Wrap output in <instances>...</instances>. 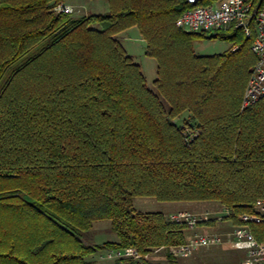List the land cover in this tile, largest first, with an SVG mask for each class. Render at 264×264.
Returning a JSON list of instances; mask_svg holds the SVG:
<instances>
[{"label":"trees","instance_id":"16d2710c","mask_svg":"<svg viewBox=\"0 0 264 264\" xmlns=\"http://www.w3.org/2000/svg\"><path fill=\"white\" fill-rule=\"evenodd\" d=\"M106 1L74 16L53 9L63 0H0V264L181 243L184 225L136 211L137 196L215 200L233 217L264 198V96L240 105L252 35L228 29L236 48L197 54L204 32L174 24L184 0ZM131 26L156 61L152 87L117 37ZM98 220L115 240L92 241ZM252 230L264 240V222Z\"/></svg>","mask_w":264,"mask_h":264},{"label":"built area","instance_id":"2783aa9c","mask_svg":"<svg viewBox=\"0 0 264 264\" xmlns=\"http://www.w3.org/2000/svg\"><path fill=\"white\" fill-rule=\"evenodd\" d=\"M187 4L174 20V24L185 31L215 34L230 29L240 30L245 36L252 33L251 50L256 55L252 72L246 82L241 108L255 103L264 96V1L257 5L253 0H184ZM55 11L72 12V6L58 2ZM236 46H232V49ZM185 140L195 131L183 128ZM171 222L184 225L188 235L178 244L159 246L152 252L167 251L174 257H182L203 246L229 244L244 254L241 264H264V240H258L252 225L264 222V198L255 200L252 212H242L234 217L229 210L205 211L192 213L176 211L166 215ZM222 223L229 227L223 231L208 229L209 223ZM135 247L106 249L98 257L111 259L116 264H135L147 257Z\"/></svg>","mask_w":264,"mask_h":264},{"label":"rangeland","instance_id":"374dc122","mask_svg":"<svg viewBox=\"0 0 264 264\" xmlns=\"http://www.w3.org/2000/svg\"><path fill=\"white\" fill-rule=\"evenodd\" d=\"M65 4L72 6L71 14L74 16L91 13L92 9L88 10V5L83 6L81 0H63ZM221 32L224 34L228 32V29L218 31L215 34L204 33L206 36L204 38L194 40L193 48L198 54H211L221 52L224 49L230 47L229 41L221 39ZM133 32L131 31L130 34ZM220 33V34H218ZM216 37L209 38V35H216ZM252 35V33L250 34ZM123 43L130 52L132 59L140 64L141 70L145 76L146 83L149 87H152V80L155 78V68L156 62L152 57L146 56L142 50V42L135 39L123 40ZM185 114H182L176 122L182 124V120ZM132 206L136 211H162L166 209V215L171 212L176 211H189L192 213H202L205 211L215 212L220 210L223 206L215 200H202V201H173V202H160L152 197H134L132 199ZM95 230L93 235L95 240L100 243L113 240L116 235L110 231L108 228L110 226L109 220H98L95 223ZM93 225V227H94ZM108 227V228H107ZM225 224L222 223H209L208 229L223 231L228 229ZM188 232L183 230V240L188 235ZM104 250L97 251L94 255V259L98 264H114L111 259H102L98 257V254L103 253ZM166 253L165 250H160L158 252H152L147 254L146 264H165L166 263ZM172 256V255H171ZM176 264H241L244 258L242 251L232 248L229 244L223 245H213V246H203L198 249L193 250L186 256L174 257L172 256ZM116 263V262H115ZM142 264V262L136 261L135 264Z\"/></svg>","mask_w":264,"mask_h":264},{"label":"crops","instance_id":"0c3cea01","mask_svg":"<svg viewBox=\"0 0 264 264\" xmlns=\"http://www.w3.org/2000/svg\"><path fill=\"white\" fill-rule=\"evenodd\" d=\"M81 4L83 6L85 5H88V10L89 9H92L91 13H104L107 11L108 9V4H107V1L106 0H81ZM133 32L132 34H130V32ZM117 37L119 38L120 40V43L121 45L123 46V48L125 49V51L131 56V55H134L130 52V50L127 48V46L124 45L123 43V40H130L131 38L132 39H135V40H139L140 42H142V50H143V53H144V48H145V41L142 39L141 35L139 34L138 32V29L135 27V26H131L121 32H119L117 34ZM194 44V42H193ZM194 52L196 53L195 49L193 48ZM198 54V53H197ZM154 59V58H153ZM155 60V59H154ZM156 62V61H155ZM140 66V64H139ZM141 69V67H140ZM142 71V70H141ZM143 73V72H142ZM155 73H156V68H155ZM144 75V74H143ZM185 116H186V113H184ZM166 209H163L162 212H166L165 211ZM95 223V222H94ZM94 225V224H93ZM92 225V229L95 230V225L93 227ZM108 228V227H107ZM116 239V238H115ZM113 239V240H115ZM92 241L94 243H100L99 241L95 240L94 238V235H93V239ZM105 251V250H104ZM102 254V253H101ZM99 255V254H98Z\"/></svg>","mask_w":264,"mask_h":264}]
</instances>
